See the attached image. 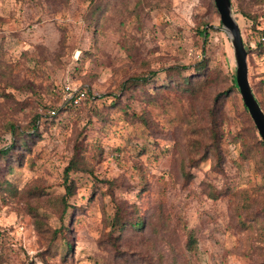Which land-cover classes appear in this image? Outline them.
Here are the masks:
<instances>
[{
	"label": "rangeland",
	"instance_id": "rangeland-1",
	"mask_svg": "<svg viewBox=\"0 0 264 264\" xmlns=\"http://www.w3.org/2000/svg\"><path fill=\"white\" fill-rule=\"evenodd\" d=\"M230 1L264 112V50L255 47L264 0ZM137 2L0 0V149L10 144L8 123L26 128L41 116L22 165L6 175L0 163L13 192L0 194V264H264V164L232 85L233 49L214 1L142 0L133 12ZM199 62L204 85L190 95L174 81L195 80ZM174 66L187 69L168 74ZM150 73L146 85L122 91L130 77ZM66 86L94 105H74ZM78 145L87 165L68 174L69 231L55 236L64 170ZM120 202L157 232L127 230L117 254L107 232Z\"/></svg>",
	"mask_w": 264,
	"mask_h": 264
},
{
	"label": "trees",
	"instance_id": "trees-1",
	"mask_svg": "<svg viewBox=\"0 0 264 264\" xmlns=\"http://www.w3.org/2000/svg\"><path fill=\"white\" fill-rule=\"evenodd\" d=\"M231 2V1H230ZM142 5V0H138V2L136 3V5L134 6L133 12L137 11L138 8ZM97 12H100V7L99 5L95 6V11L94 14H96ZM244 17H247L246 13L242 14ZM94 25H102L101 22L99 20H95L94 21ZM256 34V41H255V47L257 52L261 53L264 49V42L262 41L264 39V29H257V33ZM204 68L205 65L204 63L199 62L196 66H195V71H196V81L200 82L199 86H192V83L195 81L193 78L188 77V76H183V77H178L174 82H175V86L178 87V89H180L181 91L184 92H188L190 95L195 94L196 92H198V88H202V86L204 85L203 80H201L199 77L203 74L204 72ZM187 68L185 67H178V66H174L171 68H168L166 70V72L168 74H176L177 76H180V73H182V71L186 70ZM155 75V73H150L147 76H132L130 77L126 82H124L122 84V91L123 92H130L133 88L138 87V86H144L146 85L150 78L153 77ZM233 87L236 89L235 87V82L233 79ZM253 93V92H252ZM254 95V93H253ZM255 97V95H254ZM256 99V97H255ZM96 98H92L91 95H89L88 93H86V101L88 103V105H91L95 103ZM257 100V99H256ZM258 102V100H257ZM113 104H118V98H114V100H112ZM93 105L91 107H93ZM258 105L261 107L260 102H258ZM66 106L62 107V108H54L56 110V112H59L60 110L65 109ZM95 107V106H94ZM110 107V106H109ZM262 109V108H261ZM94 116L97 119L100 120H105V118L102 116L103 113L101 110L98 109H94ZM244 111L248 116V112L247 109L244 106ZM124 114L128 115V111L124 110L123 112ZM138 117V116H137ZM136 117V118H137ZM41 116L40 115H34L30 121L29 124L26 128H18L15 124L13 123H8L6 126V133L10 134V144L6 145L4 148L0 149V163L3 162V168L4 171H6V175L7 174H12L13 172V166H21L23 163V159L25 158V152L29 151L30 146L33 144L34 141H36L37 139L40 138V131H39V124L41 123L40 121ZM142 121H144L143 118H141ZM211 121H212V125L214 126L215 121L213 120V117L211 116ZM251 130L253 131L254 135L253 137H255L257 140L256 142L252 145L254 146L257 151L259 152L260 155V161L263 162L264 164V143L261 141V139H259L258 135H257V130L254 126H252ZM217 128L215 127H211L210 128V132H209V137H211V144L213 143V147L214 145L217 144L216 141V137H217ZM210 144V145H211ZM213 150H216L215 148H213ZM83 154L82 148H79V145L75 147V151H74V157L69 161L68 165L66 166L65 170H64V178H65V184H64V188H65V193L59 198L58 204L61 207V215L59 216L60 221H61V226L60 229L58 231H54L53 235H58L63 233L64 231H69L68 227L64 224V218L67 216L68 213V209L70 206L69 204V198L70 196L73 194V185L72 184H67L68 183V174L70 172L73 171H83L84 168H86V162L84 161L83 156H80ZM263 175H264V170H263ZM10 185L9 181L6 179H3L0 176V194H5L6 192L8 193H13L10 192L9 190H7V185ZM114 183H110L109 186L111 187V189H113ZM11 187V186H10ZM128 207L129 205L125 202H120V203H116L115 204V211L114 214L109 222V230L107 232V235L109 237V241L112 247H114L115 252H117L118 254V246L119 243L121 242V237L123 235L124 232H126L127 230H131L134 233L138 232V233H142V231H144V229H146L147 227H151L152 232H157L156 226L153 222L145 220L144 218H142V216L139 215H134L132 212H128ZM43 221L38 219L37 221V229L41 230L42 232H44V229L42 228L43 226ZM66 235V234H63ZM188 243L186 246L187 250H193L194 246H195V240L193 238L192 235H190L188 237ZM64 244L66 245L67 248V252L70 251V249L72 248L71 244L65 240ZM1 261V260H0Z\"/></svg>",
	"mask_w": 264,
	"mask_h": 264
},
{
	"label": "water",
	"instance_id": "water-1",
	"mask_svg": "<svg viewBox=\"0 0 264 264\" xmlns=\"http://www.w3.org/2000/svg\"><path fill=\"white\" fill-rule=\"evenodd\" d=\"M222 29L230 39L235 60V83L239 90L243 105L247 109L257 133L264 143V112L255 99L248 79L247 52L245 50L240 29L236 23L230 0H213Z\"/></svg>",
	"mask_w": 264,
	"mask_h": 264
},
{
	"label": "built area",
	"instance_id": "built-area-1",
	"mask_svg": "<svg viewBox=\"0 0 264 264\" xmlns=\"http://www.w3.org/2000/svg\"><path fill=\"white\" fill-rule=\"evenodd\" d=\"M264 42V39L262 40ZM264 49V47H263ZM66 95L65 97L72 102L74 105L79 104L81 101H84L86 99V91L85 90H80L73 92L70 87L66 86Z\"/></svg>",
	"mask_w": 264,
	"mask_h": 264
}]
</instances>
